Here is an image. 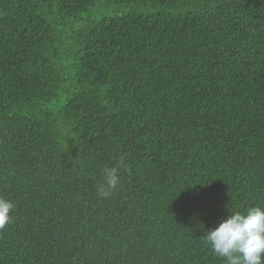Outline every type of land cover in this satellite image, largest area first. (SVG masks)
<instances>
[{
    "label": "trees",
    "instance_id": "obj_1",
    "mask_svg": "<svg viewBox=\"0 0 264 264\" xmlns=\"http://www.w3.org/2000/svg\"><path fill=\"white\" fill-rule=\"evenodd\" d=\"M0 195V264H226L204 235L264 205V0H0Z\"/></svg>",
    "mask_w": 264,
    "mask_h": 264
},
{
    "label": "clouds",
    "instance_id": "obj_2",
    "mask_svg": "<svg viewBox=\"0 0 264 264\" xmlns=\"http://www.w3.org/2000/svg\"><path fill=\"white\" fill-rule=\"evenodd\" d=\"M121 167H124L123 160L104 169L103 183L97 188L100 197L107 198L116 189ZM14 209V202L0 195V231L13 221ZM230 213L204 235L210 250L224 258L226 264H264V205H254L244 211L230 210Z\"/></svg>",
    "mask_w": 264,
    "mask_h": 264
}]
</instances>
